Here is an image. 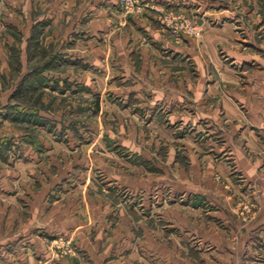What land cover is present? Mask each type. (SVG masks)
I'll list each match as a JSON object with an SVG mask.
<instances>
[{"label":"rangeland","instance_id":"obj_1","mask_svg":"<svg viewBox=\"0 0 264 264\" xmlns=\"http://www.w3.org/2000/svg\"><path fill=\"white\" fill-rule=\"evenodd\" d=\"M139 1L113 7L121 23L156 8ZM62 9L0 0V264H264L263 241L241 238L264 174L247 180L235 148L253 161L264 151L228 118L162 116L130 100L118 71L82 55L78 8ZM171 12L199 33L174 35ZM156 17L178 43L204 29L176 7Z\"/></svg>","mask_w":264,"mask_h":264},{"label":"crops","instance_id":"obj_2","mask_svg":"<svg viewBox=\"0 0 264 264\" xmlns=\"http://www.w3.org/2000/svg\"><path fill=\"white\" fill-rule=\"evenodd\" d=\"M45 1L48 6L61 5L63 12L78 8L86 24L78 29L85 41L82 55H89L95 68L118 71L113 80L119 81L121 87L125 85L130 100L140 99L149 105L150 112L159 111L162 116L207 117L219 119L218 123L228 118L234 122L232 126H239L240 139L263 153L264 33L246 24L253 21L259 23V30L264 28L263 0H153L156 8L130 15L124 23L113 12L119 0ZM167 7L200 15L204 23L202 35L175 42L156 17ZM227 140L231 142L230 137ZM235 154L247 180L262 179L263 154L253 161L240 145ZM220 167L227 169L224 162ZM262 182L260 190L248 194L260 203L256 219L246 230L248 236L241 235L250 245L259 240L264 243ZM224 237L221 245L231 243L228 236Z\"/></svg>","mask_w":264,"mask_h":264},{"label":"built area","instance_id":"obj_3","mask_svg":"<svg viewBox=\"0 0 264 264\" xmlns=\"http://www.w3.org/2000/svg\"><path fill=\"white\" fill-rule=\"evenodd\" d=\"M122 4L126 7H133L138 4L139 0H121ZM163 22L167 23L169 28L174 32L173 34L177 37L182 36L181 30L184 29L187 33L198 34L199 30L196 26L190 25L187 21L185 22L182 14L171 12L163 19ZM184 22V23H183Z\"/></svg>","mask_w":264,"mask_h":264}]
</instances>
